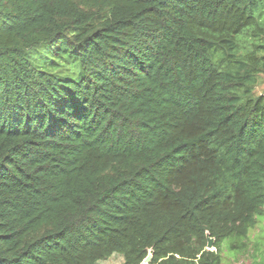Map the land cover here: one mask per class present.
Segmentation results:
<instances>
[{"label":"trees","instance_id":"16d2710c","mask_svg":"<svg viewBox=\"0 0 264 264\" xmlns=\"http://www.w3.org/2000/svg\"><path fill=\"white\" fill-rule=\"evenodd\" d=\"M263 74L264 0H0V264L244 252Z\"/></svg>","mask_w":264,"mask_h":264},{"label":"rangeland","instance_id":"374dc122","mask_svg":"<svg viewBox=\"0 0 264 264\" xmlns=\"http://www.w3.org/2000/svg\"><path fill=\"white\" fill-rule=\"evenodd\" d=\"M264 89V74L258 76L256 94H260ZM254 227L248 231L246 238L247 249L244 252L234 255L224 247L222 251V264H264V206L263 213L257 216ZM226 245V241L224 242ZM120 255H112L98 264H121ZM144 264V263H143Z\"/></svg>","mask_w":264,"mask_h":264},{"label":"water","instance_id":"95a60500","mask_svg":"<svg viewBox=\"0 0 264 264\" xmlns=\"http://www.w3.org/2000/svg\"><path fill=\"white\" fill-rule=\"evenodd\" d=\"M206 238H207V245L206 248L209 250H214V238L209 236V233L206 232ZM152 258L151 253H148L147 256L143 259L142 263L149 264L150 260Z\"/></svg>","mask_w":264,"mask_h":264}]
</instances>
